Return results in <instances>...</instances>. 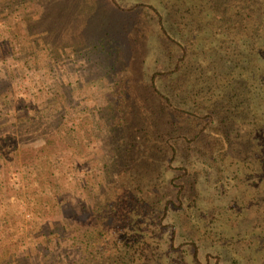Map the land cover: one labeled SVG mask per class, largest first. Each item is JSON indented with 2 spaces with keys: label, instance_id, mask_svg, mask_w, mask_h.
<instances>
[{
  "label": "trees",
  "instance_id": "1",
  "mask_svg": "<svg viewBox=\"0 0 264 264\" xmlns=\"http://www.w3.org/2000/svg\"><path fill=\"white\" fill-rule=\"evenodd\" d=\"M111 2L83 4L127 84L109 107L132 111L109 124L123 145L121 185L102 195L111 248L79 264H264V0Z\"/></svg>",
  "mask_w": 264,
  "mask_h": 264
},
{
  "label": "rangeland",
  "instance_id": "2",
  "mask_svg": "<svg viewBox=\"0 0 264 264\" xmlns=\"http://www.w3.org/2000/svg\"><path fill=\"white\" fill-rule=\"evenodd\" d=\"M116 2L128 8L135 0ZM83 3L89 13L92 5L113 6L0 0V264H79L84 254L111 248L108 224L117 227L102 195L121 185L114 161L121 164L123 145L109 124L132 110L109 107L112 87L115 104L127 84L121 67L110 68L106 31L90 22ZM95 83L99 93L76 96L88 84L98 92Z\"/></svg>",
  "mask_w": 264,
  "mask_h": 264
}]
</instances>
